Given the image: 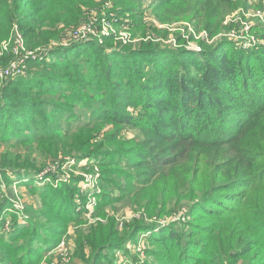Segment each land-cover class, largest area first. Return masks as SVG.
<instances>
[{"label":"rangeland","instance_id":"rangeland-1","mask_svg":"<svg viewBox=\"0 0 264 264\" xmlns=\"http://www.w3.org/2000/svg\"><path fill=\"white\" fill-rule=\"evenodd\" d=\"M117 4L91 0L66 7L56 1L47 15L40 11L47 25L30 31L14 21L0 36V92L7 89L3 98L11 100L5 105L0 97L1 118L19 114L14 125L0 127V264H165L174 241L154 238L170 230L191 243L184 256L197 253L194 240L201 231L189 232L196 228L190 221L199 209L184 201L157 216L128 199L112 201L126 180L114 168L132 159L128 148L142 134L118 115H97L107 103L101 100L106 96L102 86L127 85V79L104 71L136 65L143 72L138 78L154 65L150 57L176 64L181 53L200 57L203 48L222 42L218 51L236 48L249 58L238 73L249 64L255 67L259 61L250 56L264 45V0H235L236 8L226 13L222 30L212 38L186 19L163 16L165 8L154 11L151 0H130L131 11ZM13 64L22 71L11 76L6 70ZM252 79L238 74L240 89ZM141 93L142 98H132L138 104L125 109L140 122L145 117L139 118L144 108L139 100L148 102L153 92ZM191 212H196L193 218ZM45 220L57 229H33ZM135 225L140 230L129 237L125 232Z\"/></svg>","mask_w":264,"mask_h":264},{"label":"trees","instance_id":"trees-1","mask_svg":"<svg viewBox=\"0 0 264 264\" xmlns=\"http://www.w3.org/2000/svg\"><path fill=\"white\" fill-rule=\"evenodd\" d=\"M56 1L66 7L91 3V0H39L38 3L0 0V36L14 21L30 31L47 25L49 19L40 15V11L47 15ZM113 1L125 10L134 8L130 0ZM151 1L155 3L154 11L165 8L168 14L162 13L163 16L186 19L196 31L203 30L210 38L222 30L226 13L236 8L235 0ZM37 35L31 34L34 38ZM224 43L203 48L200 57L181 53L176 64L169 58L150 57L149 62L154 65L138 78L143 72L136 65L104 71L105 76L112 72L127 79V85L113 90L103 85L101 89L106 96L101 100L107 103L97 115L119 116L121 123L139 127L142 134L128 148L127 154L132 159L114 168L126 180L124 187L119 188L121 195L112 201L128 199L139 209L157 216L167 215L173 208L171 205H182L184 201L193 211H201L190 221V226L197 228L189 232L191 236L201 231L194 240L196 254L184 256L191 243L182 240L175 230L154 238L162 243L174 241L168 248L165 264H264V45L253 52L255 56H250L259 63L255 67L249 64L238 73L249 58L236 48L218 51ZM240 73L253 78L251 85L247 82L240 89L237 81ZM141 89L153 92L148 102L139 100V105L144 104L139 115L145 117L142 122L133 120L125 111L129 104H138L132 98H142ZM6 90L2 93L1 89L0 97H5ZM6 103L11 104V100ZM2 115L0 110V127L5 122L14 125L19 121V114L13 113L6 121ZM195 213L191 212L192 218ZM54 225L45 220L33 229L50 232L57 229ZM140 227L132 226L125 233L131 237ZM189 257L193 259L190 263Z\"/></svg>","mask_w":264,"mask_h":264},{"label":"built area","instance_id":"built-area-1","mask_svg":"<svg viewBox=\"0 0 264 264\" xmlns=\"http://www.w3.org/2000/svg\"><path fill=\"white\" fill-rule=\"evenodd\" d=\"M16 41H17V43H18L19 46H22L23 45V40H22V38H21L20 35L17 36ZM21 71H22V68L20 67V65L13 64L10 69H7L6 70V73L8 75H11L12 76V75H15L17 73H20Z\"/></svg>","mask_w":264,"mask_h":264}]
</instances>
